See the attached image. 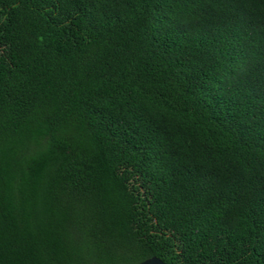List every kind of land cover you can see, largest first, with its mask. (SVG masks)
<instances>
[{
	"label": "trees",
	"instance_id": "1",
	"mask_svg": "<svg viewBox=\"0 0 264 264\" xmlns=\"http://www.w3.org/2000/svg\"><path fill=\"white\" fill-rule=\"evenodd\" d=\"M264 264V0H0V264Z\"/></svg>",
	"mask_w": 264,
	"mask_h": 264
},
{
	"label": "water",
	"instance_id": "2",
	"mask_svg": "<svg viewBox=\"0 0 264 264\" xmlns=\"http://www.w3.org/2000/svg\"><path fill=\"white\" fill-rule=\"evenodd\" d=\"M135 264H166L160 258L151 256Z\"/></svg>",
	"mask_w": 264,
	"mask_h": 264
}]
</instances>
